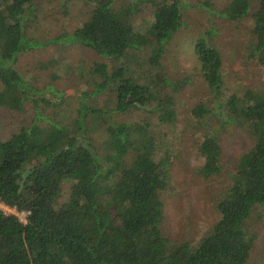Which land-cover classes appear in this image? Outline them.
I'll use <instances>...</instances> for the list:
<instances>
[{
  "label": "trees",
  "instance_id": "trees-1",
  "mask_svg": "<svg viewBox=\"0 0 264 264\" xmlns=\"http://www.w3.org/2000/svg\"><path fill=\"white\" fill-rule=\"evenodd\" d=\"M84 1L92 5L89 19L72 32L38 38L25 29L33 0H0V107L21 109L34 99L29 94L37 90L14 65L19 54L35 48L64 42L108 59L148 50V68L136 78L126 65L109 71L106 63L95 62L92 71L100 79L81 97L73 127L33 121L0 137V204L26 213L23 221L0 208V264H246L257 236L247 219L256 208L264 209V90L222 98L220 52L205 39L196 40L210 102L199 100L191 113L199 121L223 117L222 123L245 127L254 142L239 156L218 198L212 227L194 243L172 240L161 230L170 160L167 154L158 156L150 121L109 122L96 146L84 117L91 111L98 118L93 128L100 127L104 111L87 107L84 96L112 91V111L145 109L160 123L174 124L176 110L166 89L179 91L187 81L165 78L161 59L183 24L181 0H142L153 13L144 31L132 22L137 4L116 10V0ZM254 6L248 52L264 67V0H230L218 13L235 21ZM197 152L204 179L221 173L222 147L215 132L203 135ZM66 181L72 183L60 200Z\"/></svg>",
  "mask_w": 264,
  "mask_h": 264
},
{
  "label": "rangeland",
  "instance_id": "rangeland-1",
  "mask_svg": "<svg viewBox=\"0 0 264 264\" xmlns=\"http://www.w3.org/2000/svg\"><path fill=\"white\" fill-rule=\"evenodd\" d=\"M230 0H181L182 21L180 29L166 45L161 59L162 74L168 80L184 79L187 82L179 91H169L176 110L174 124L160 123L157 114L145 109L112 111L115 96L112 91L84 96L87 107L103 110L99 122L91 111L85 113L88 129H85L96 146L105 139L104 127L109 122H133L148 119L159 141L158 156L168 155L170 160V184L162 194L164 235L176 241L196 242L218 218L217 202L229 184L238 158L248 151L254 142L245 127L222 123L221 119L197 120L191 113L200 101L210 102V91L199 69L195 43L199 38L213 45L221 55L223 73V97L242 94L246 89L264 90V67L249 56L248 48L253 43L252 14L232 21L218 13ZM138 5L132 22L139 31H144L152 21V7L142 0H116L114 8ZM92 5L84 0H33L29 22L25 25L29 36L50 38L64 32H72L90 18ZM26 23V24H27ZM148 50H134L126 58L108 59L87 47L69 43L52 44L19 54L14 67L37 90L30 93L21 109L0 107V137L28 127L35 121L37 126L59 122L73 127L78 117L80 100L84 93L93 89L100 78L93 73L95 62H104L111 71L126 65L128 72L139 77L147 70ZM1 88V83H0ZM36 116V117H35ZM37 120V121H36ZM90 127V128H89ZM93 128V129H92ZM208 132H215L222 147V171L209 179L199 174L203 160L197 147ZM71 181L62 185L60 200L68 195ZM25 220L26 213L13 208ZM247 227L257 236L246 264H264V209L256 208L247 219Z\"/></svg>",
  "mask_w": 264,
  "mask_h": 264
},
{
  "label": "built area",
  "instance_id": "built-area-1",
  "mask_svg": "<svg viewBox=\"0 0 264 264\" xmlns=\"http://www.w3.org/2000/svg\"><path fill=\"white\" fill-rule=\"evenodd\" d=\"M0 208H1L2 210H4L5 212H7V211H11V210H12V208H9V207H7V206H5V205H3V204H0Z\"/></svg>",
  "mask_w": 264,
  "mask_h": 264
}]
</instances>
